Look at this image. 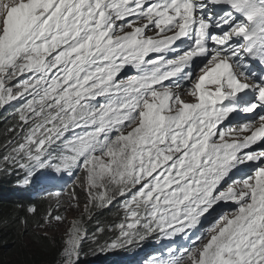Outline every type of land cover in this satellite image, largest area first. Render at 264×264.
Masks as SVG:
<instances>
[{"label": "snow or ice", "instance_id": "6c2138e0", "mask_svg": "<svg viewBox=\"0 0 264 264\" xmlns=\"http://www.w3.org/2000/svg\"><path fill=\"white\" fill-rule=\"evenodd\" d=\"M0 113V182L83 194L55 264H264V0H0Z\"/></svg>", "mask_w": 264, "mask_h": 264}, {"label": "trees", "instance_id": "16d2710c", "mask_svg": "<svg viewBox=\"0 0 264 264\" xmlns=\"http://www.w3.org/2000/svg\"><path fill=\"white\" fill-rule=\"evenodd\" d=\"M0 117H2V114H0ZM2 128L3 121L0 118V130ZM10 180L11 177H8L0 182V220L7 221L6 223L0 222V264H55L57 252L63 238L51 236V234H47L50 238L49 240L38 238L42 237L44 233L38 231L40 227L34 225V221L38 220L40 214L47 209L49 205L48 197L39 200H25L22 204L7 189V187L11 186ZM52 191L57 190L54 189ZM68 191H70L69 185L64 189L65 197H67ZM76 191L80 195V190ZM65 203H67L66 205L69 204L67 198H65ZM29 204L37 206L38 214L36 216H31L26 212L25 208ZM17 205H24L25 207H17ZM62 211L63 208L59 213ZM112 211L114 209L100 212L97 219L111 218ZM20 217L28 219V234L21 235L23 227L19 223ZM92 247L94 245L91 243L86 244L85 251L88 252ZM139 258L136 255L131 260L124 262V264H136ZM85 259L86 264H112L114 262L106 254L93 255L89 253Z\"/></svg>", "mask_w": 264, "mask_h": 264}, {"label": "rangeland", "instance_id": "374dc122", "mask_svg": "<svg viewBox=\"0 0 264 264\" xmlns=\"http://www.w3.org/2000/svg\"><path fill=\"white\" fill-rule=\"evenodd\" d=\"M77 190H80V189H77ZM79 196H80V200H79L80 207L79 208L70 207L69 204L63 206V211L61 213H59L65 217V219L62 223H59V224L54 223L52 227L46 226L44 228H38V231H40L41 233L51 234V236H58V237L63 238L65 231L70 226V222L73 219L78 218L81 215V213L83 212L84 197H83V194L81 193V191H80ZM26 240L29 241L28 238H26Z\"/></svg>", "mask_w": 264, "mask_h": 264}, {"label": "clouds", "instance_id": "9594fccd", "mask_svg": "<svg viewBox=\"0 0 264 264\" xmlns=\"http://www.w3.org/2000/svg\"><path fill=\"white\" fill-rule=\"evenodd\" d=\"M2 114V113H0ZM16 177L12 176L10 183L11 186L7 187V189L9 190V192L12 194V196L16 197V199L20 200V202L23 204V202L25 200H30V199H42L47 197L48 192L52 191L55 189V187H47L46 190L44 189H32V188H28V189H22V188H17L14 186V181H15ZM67 203H64V205H66ZM63 205V206H64ZM112 254L108 253L106 254V256L110 257Z\"/></svg>", "mask_w": 264, "mask_h": 264}, {"label": "bare ground", "instance_id": "6f19581e", "mask_svg": "<svg viewBox=\"0 0 264 264\" xmlns=\"http://www.w3.org/2000/svg\"><path fill=\"white\" fill-rule=\"evenodd\" d=\"M249 119H252V117H249ZM121 252H115L116 256H119Z\"/></svg>", "mask_w": 264, "mask_h": 264}]
</instances>
